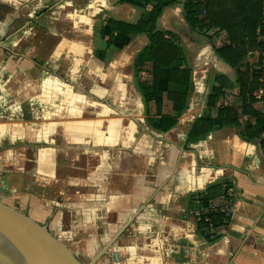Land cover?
<instances>
[{
    "label": "crops",
    "instance_id": "1",
    "mask_svg": "<svg viewBox=\"0 0 264 264\" xmlns=\"http://www.w3.org/2000/svg\"><path fill=\"white\" fill-rule=\"evenodd\" d=\"M142 11L116 0H0V201L43 224L82 263L264 264L256 144L232 124L186 140L212 75L233 79L234 70L213 38L187 25L179 2L164 6L155 27L179 37L190 86L175 123L150 126L132 69L146 35L132 33L115 53L100 32L106 16L134 21ZM224 92L211 115L230 104ZM252 106L262 111L263 100ZM222 180L231 186L232 215L207 240L187 197Z\"/></svg>",
    "mask_w": 264,
    "mask_h": 264
},
{
    "label": "trees",
    "instance_id": "2",
    "mask_svg": "<svg viewBox=\"0 0 264 264\" xmlns=\"http://www.w3.org/2000/svg\"><path fill=\"white\" fill-rule=\"evenodd\" d=\"M130 2L142 7L141 15L134 21L106 16L100 28L106 42L121 48L135 32L146 35L147 41L134 54L132 69L138 90L144 102V115L147 123L155 128L165 130L172 126L179 113L186 106L189 89V71L184 49L179 37L167 29H157L155 21L162 8L172 2H179L184 21L194 31L208 39L219 30L226 35V42L213 44L215 53L234 70V78L230 79L222 73L212 75L209 90L205 97V108L196 116L187 132L186 140H195L204 136L210 129L232 124L237 127L239 135L245 140L253 141L264 163V95L257 98L253 91L264 86L259 71L250 68L243 57L247 52L258 49L262 45L258 33H264L260 26V18L264 0H116ZM259 25V26H258ZM150 63V79L143 78V63ZM163 75H160V73ZM183 82L182 88L170 87L171 84ZM236 89L240 97L239 106L220 103L215 114L208 112V107L215 106L218 97L225 89ZM261 98L263 110L256 111L252 102ZM164 99L168 106L163 109ZM152 104V105H151ZM149 106H152V111ZM240 115L244 118L241 120ZM230 183L226 180L214 182L195 190L187 197L186 209L192 215L202 236L211 240L221 233H203L210 227L203 220V214L196 215L194 207L207 205L217 195H225L233 200ZM211 223L219 222L222 211L211 209L206 213Z\"/></svg>",
    "mask_w": 264,
    "mask_h": 264
},
{
    "label": "water",
    "instance_id": "3",
    "mask_svg": "<svg viewBox=\"0 0 264 264\" xmlns=\"http://www.w3.org/2000/svg\"><path fill=\"white\" fill-rule=\"evenodd\" d=\"M82 263L41 223L0 201V264Z\"/></svg>",
    "mask_w": 264,
    "mask_h": 264
},
{
    "label": "built area",
    "instance_id": "4",
    "mask_svg": "<svg viewBox=\"0 0 264 264\" xmlns=\"http://www.w3.org/2000/svg\"><path fill=\"white\" fill-rule=\"evenodd\" d=\"M259 27H264V6L262 8V15L260 18V26ZM261 35H264V33L263 34L258 33L257 37L259 39H261L262 38ZM261 41H262V39H261ZM260 47H262L263 51L261 52V57L259 58L258 62H260L261 67L264 69V42L263 41H262V45ZM259 74H260L259 78L264 80V78L262 77L264 75L263 72L261 73L259 71ZM262 88L263 87H260L257 90L253 91V94L257 98L261 94ZM243 118L244 117L242 115H240V119L242 120ZM227 192L232 195V190L227 189ZM211 209H218V210L222 211V213H223L222 219L215 224L211 223L210 217L206 215V213L208 211H210ZM232 210H233L232 199H230L228 196H225L222 194L221 195L219 194L216 197L210 199V201L208 202L207 205H201L199 207L193 208V212L196 215V218L199 217V214H203V216H202L203 220L209 222V225H211L210 227L204 228L203 233H210L211 231H212V233H222L225 230L228 222L230 221V218L232 215Z\"/></svg>",
    "mask_w": 264,
    "mask_h": 264
},
{
    "label": "rangeland",
    "instance_id": "5",
    "mask_svg": "<svg viewBox=\"0 0 264 264\" xmlns=\"http://www.w3.org/2000/svg\"><path fill=\"white\" fill-rule=\"evenodd\" d=\"M98 36H99V33H96ZM220 36V33L217 32L215 34H213L212 36V41L213 43H217L216 45L219 44V42L221 41V39L219 38ZM262 36V41L264 42V35H261ZM204 39H206V37L204 36L203 37ZM133 41V40H132ZM129 44V46H126V48H124L121 52V56L122 58L124 59L123 62L125 64L126 61H129L130 60V52L132 50V47H133V43ZM101 42H103V40H101ZM263 47V46H262ZM262 47H259L258 49H256L255 51H250V52H247L245 54V59L243 61H246L248 64H249V67L251 68H254L255 70H258L260 71L261 73L263 72L264 74V69L261 67L260 65V62L259 61V58L261 57V52L263 51ZM111 49H112V52H115L117 53V50H119L120 48L118 47H115V46H111ZM126 67L128 66V68H130V65L127 63L125 65ZM143 73L141 74V76L143 78H146V80L149 81L150 79V63L149 61L145 60L144 63H143ZM127 69V68H126ZM191 70V68H190ZM160 75H163V73L161 72ZM264 78V75L262 76ZM189 82H190V71H189ZM183 82H180V83H176V84H171L170 87H176V88H182L183 87ZM190 86V85H189ZM208 90V89H207ZM233 89L231 90H226L224 93H229L230 95H234L233 97H231L230 95L228 96L229 100H226L225 102H228L230 103L231 105L233 106H236L239 105L240 103V97L239 95L236 93V92H233L232 91ZM225 100V99H224ZM164 101V105H163V109H166L167 105H168V101L166 99L163 100ZM152 105V104H151ZM151 111H152V106H149Z\"/></svg>",
    "mask_w": 264,
    "mask_h": 264
}]
</instances>
